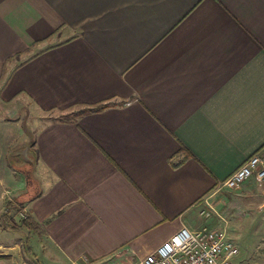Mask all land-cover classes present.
<instances>
[{
	"label": "crops",
	"instance_id": "0c3cea01",
	"mask_svg": "<svg viewBox=\"0 0 264 264\" xmlns=\"http://www.w3.org/2000/svg\"><path fill=\"white\" fill-rule=\"evenodd\" d=\"M0 100L35 122L24 162L0 146V213L17 173L39 190L0 264H41L12 230L61 264H135L182 226L264 213V181L216 189L264 153V0H0Z\"/></svg>",
	"mask_w": 264,
	"mask_h": 264
},
{
	"label": "rangeland",
	"instance_id": "374dc122",
	"mask_svg": "<svg viewBox=\"0 0 264 264\" xmlns=\"http://www.w3.org/2000/svg\"><path fill=\"white\" fill-rule=\"evenodd\" d=\"M13 108L3 103L0 100V146L3 147L5 152L9 149L10 154L18 152V149L22 145L27 146L32 140V130L35 125L34 120H31L29 110L24 108H17V111L13 113ZM20 117L19 125L7 124L3 120L4 118ZM24 146V148H25ZM24 148L18 153L20 154V161L15 157L12 162L19 164L22 160V153ZM17 150V151H15ZM1 154V153H0ZM11 156V155H10ZM10 158V157H9ZM24 162V161H23ZM17 177H21L23 184L25 185V176L22 173H17ZM258 196L254 198L256 202H259L263 197ZM264 213L258 211L255 206L246 204L245 202L239 204L238 207H233L229 211H225L223 215L227 220L226 233L227 239L230 240L237 248L238 254L235 257L236 262L251 261L256 264H264V228L263 218ZM16 219H22L23 216L18 213ZM220 227L223 223H220ZM8 238H22L24 241V248L26 245H31L33 252L37 253V260L41 264H61L58 259L51 257L48 253L42 251L40 244L34 243V235L28 234L24 229L9 231ZM28 239L30 240L29 243ZM26 256L32 259L28 250L25 251ZM101 264H117L116 261H105Z\"/></svg>",
	"mask_w": 264,
	"mask_h": 264
},
{
	"label": "built area",
	"instance_id": "2783aa9c",
	"mask_svg": "<svg viewBox=\"0 0 264 264\" xmlns=\"http://www.w3.org/2000/svg\"><path fill=\"white\" fill-rule=\"evenodd\" d=\"M252 176L259 183L264 181V153L255 152L250 155L219 182L216 189L234 190ZM200 214L210 216L204 209ZM219 218L225 225L226 220L221 216ZM237 254L238 248L227 239L226 226L196 230L182 226L135 264H256L251 261L236 262Z\"/></svg>",
	"mask_w": 264,
	"mask_h": 264
},
{
	"label": "trees",
	"instance_id": "16d2710c",
	"mask_svg": "<svg viewBox=\"0 0 264 264\" xmlns=\"http://www.w3.org/2000/svg\"><path fill=\"white\" fill-rule=\"evenodd\" d=\"M112 103L104 102L93 105L91 107L79 110L77 113H87L91 111L101 110ZM39 195V190L37 187V181L30 175L27 174L26 177V189L23 193L15 198V200H7L4 202L3 209L0 213V228L3 229H16L19 226H35L33 221L29 217H23L22 219H16V215L21 210L19 205H23L27 202H30L34 198ZM24 250H28V248H24Z\"/></svg>",
	"mask_w": 264,
	"mask_h": 264
},
{
	"label": "water",
	"instance_id": "95a60500",
	"mask_svg": "<svg viewBox=\"0 0 264 264\" xmlns=\"http://www.w3.org/2000/svg\"><path fill=\"white\" fill-rule=\"evenodd\" d=\"M22 159H23V161H24V158H22ZM23 174H24V176H25V180H26L27 174H30V173H27V174H26V173L24 172ZM25 189H26V187H25ZM25 189H24V190H25ZM21 192H23V191H21ZM21 192H20V193H21ZM18 195H19V193H18ZM15 197H17V195H16Z\"/></svg>",
	"mask_w": 264,
	"mask_h": 264
}]
</instances>
